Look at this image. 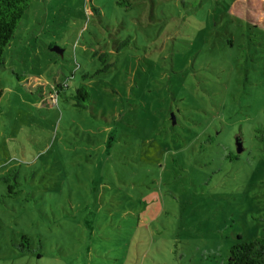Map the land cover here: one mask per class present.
Returning a JSON list of instances; mask_svg holds the SVG:
<instances>
[{"label": "rangeland", "instance_id": "1", "mask_svg": "<svg viewBox=\"0 0 264 264\" xmlns=\"http://www.w3.org/2000/svg\"><path fill=\"white\" fill-rule=\"evenodd\" d=\"M230 3L29 2L0 64V264H226L264 240V34Z\"/></svg>", "mask_w": 264, "mask_h": 264}, {"label": "trees", "instance_id": "2", "mask_svg": "<svg viewBox=\"0 0 264 264\" xmlns=\"http://www.w3.org/2000/svg\"><path fill=\"white\" fill-rule=\"evenodd\" d=\"M31 0H0V64L3 63L2 54L9 45L17 25ZM227 14L244 22L248 28L264 34V0H231L227 7ZM105 55L99 56L104 58ZM111 64L103 63L97 72H104ZM76 107L85 108L80 101H89V94L85 86L79 87L73 97ZM4 180H8L7 178ZM17 183H14L13 186ZM11 189V186H9ZM240 240V237H237ZM24 241H27L23 237ZM22 248V246H20ZM226 264H264V240L256 238L252 241L233 244L226 258Z\"/></svg>", "mask_w": 264, "mask_h": 264}, {"label": "water", "instance_id": "3", "mask_svg": "<svg viewBox=\"0 0 264 264\" xmlns=\"http://www.w3.org/2000/svg\"><path fill=\"white\" fill-rule=\"evenodd\" d=\"M52 51H54V52H57V53H60L61 54V51L60 50H58L57 48H55V47H53L52 48ZM238 150V149H237ZM239 151V150H238Z\"/></svg>", "mask_w": 264, "mask_h": 264}]
</instances>
